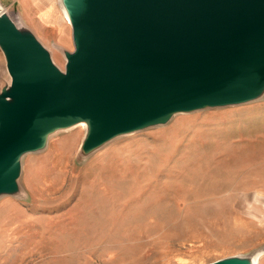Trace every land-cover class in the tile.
I'll use <instances>...</instances> for the list:
<instances>
[{
  "label": "rangeland",
  "instance_id": "374dc122",
  "mask_svg": "<svg viewBox=\"0 0 264 264\" xmlns=\"http://www.w3.org/2000/svg\"><path fill=\"white\" fill-rule=\"evenodd\" d=\"M0 1L63 67L73 40L58 0L57 22L42 26L30 0L25 14L19 0ZM261 92L176 113L90 153L80 150L85 125L56 129L22 153L17 190L0 195V264H205L235 254L264 264Z\"/></svg>",
  "mask_w": 264,
  "mask_h": 264
},
{
  "label": "water",
  "instance_id": "95a60500",
  "mask_svg": "<svg viewBox=\"0 0 264 264\" xmlns=\"http://www.w3.org/2000/svg\"><path fill=\"white\" fill-rule=\"evenodd\" d=\"M73 48L59 67L0 1V195L21 155L83 122V153L176 113L244 104L264 89V0H58ZM235 254L205 264H250Z\"/></svg>",
  "mask_w": 264,
  "mask_h": 264
},
{
  "label": "crops",
  "instance_id": "0c3cea01",
  "mask_svg": "<svg viewBox=\"0 0 264 264\" xmlns=\"http://www.w3.org/2000/svg\"><path fill=\"white\" fill-rule=\"evenodd\" d=\"M18 1V0H16ZM28 0H19V8L20 10L25 14L26 11H28L25 7V4ZM40 1V2H39ZM15 0H8V4H13ZM30 8L34 9V14L39 18V24L42 26L41 23H53L57 22L56 18L59 13V9L57 8L55 0H30ZM43 4V6L41 5ZM56 13L55 18L53 17V14ZM65 18V17H64ZM67 21V20H66ZM38 22V21H37ZM3 78H8V71H6L5 66V56L3 55V52L0 48V83L3 80Z\"/></svg>",
  "mask_w": 264,
  "mask_h": 264
},
{
  "label": "bare ground",
  "instance_id": "6f19581e",
  "mask_svg": "<svg viewBox=\"0 0 264 264\" xmlns=\"http://www.w3.org/2000/svg\"><path fill=\"white\" fill-rule=\"evenodd\" d=\"M60 8H62V6H60ZM62 12H63V15H64V17H65V19L67 20V22H68V18H67V14H66V12H65V9L64 8H62ZM80 124H83L84 125V123L83 122H80ZM252 262L250 263V264H257L258 263V261H259V259H258V254H254L253 256H252Z\"/></svg>",
  "mask_w": 264,
  "mask_h": 264
}]
</instances>
